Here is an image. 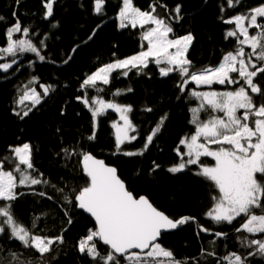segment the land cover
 Listing matches in <instances>:
<instances>
[{
  "label": "snow or ice",
  "instance_id": "1",
  "mask_svg": "<svg viewBox=\"0 0 264 264\" xmlns=\"http://www.w3.org/2000/svg\"><path fill=\"white\" fill-rule=\"evenodd\" d=\"M107 2L94 0L93 13L101 17L106 15ZM15 3L18 4L19 0H15ZM55 3L57 0H43L45 20L54 15ZM158 4L159 0H152L148 9L142 10L134 0H117L118 13L115 18L118 27L141 29L140 39L146 42V46L141 43V51L136 54L98 67L80 84L83 95L76 99L89 110L93 124L87 140L96 139L98 117L111 109L123 121L122 124H111L115 130L113 155H144L168 118L167 114L159 118L141 149L126 150L123 147L125 144H132L138 139L137 135L130 134L137 133V127L129 116L133 109L130 105L117 103L114 99L106 101L100 96L105 91L100 85H109L115 71L119 70V75L127 77L133 69L141 74L150 63H154L162 77L178 74L180 82L177 87L181 94L185 93L190 83L196 88L225 86L223 91L192 89L187 92L188 98L196 102V106L189 109V123L194 125L195 131L179 141L174 149L179 161L166 170L175 175L192 170L191 166L195 165L198 170L193 171V175L211 182L218 193L211 195V206L204 213L205 218L215 225H231L238 221L240 226L235 232L245 233L238 237V241L241 248L249 250L247 254L227 252L217 264H252L250 258H264V2L226 19L221 17L224 24L234 25L226 31L225 39L235 38L236 47L223 54L215 66L201 67H197L187 56L193 35L189 32L176 36L171 24V20L182 19L181 6L176 5L173 9L176 15L166 19L157 12ZM241 4L242 0H227L228 8ZM159 6L167 10L166 5ZM221 12H224V8H221ZM12 17L14 22L8 24L6 17L0 15V22L6 25L3 31L5 45L0 46V61H8L0 63V71L3 72H8L18 62L17 58L26 53L34 54L40 61L46 59L41 54L44 40L34 43L30 28L22 24L16 11H13ZM250 29L254 31L250 32ZM95 34L96 30H93L87 40H91ZM78 47L76 45L71 50L73 54ZM246 48L249 51H245ZM71 59L69 55L64 63ZM34 83L35 77L20 90L14 101V115L20 120L29 117L43 98L55 91L50 84H39L42 92H38L36 87H32ZM90 89L96 95H90ZM127 91L131 92L132 89L128 88ZM121 94L120 90L111 93L113 97ZM143 110L152 112L153 108ZM212 145L217 147L213 149ZM8 152L10 155L0 158V237L16 242L26 251L18 253L0 245V264H47L43 258L52 252L54 244L64 242L63 235L49 237L39 234L36 231L39 217L33 218L31 226L26 225L16 217L13 204L25 194L17 191L20 188L32 189L33 194L41 197L47 196L46 192L36 193L33 186L49 185V181L35 167L34 146L30 142L10 145ZM63 152L68 159L79 157V165L87 177L84 185L71 189L63 195V199L66 204L89 214L95 221V228L89 229L78 243L81 254L87 255L94 264H186L163 247L160 240L168 230L189 222L197 223L195 216L172 218L148 197L134 195L118 175L117 168L109 166L90 151L74 147L63 148ZM204 157H211L214 165L204 164ZM6 164L11 167H6ZM159 168L160 165L153 162L150 172ZM57 190L64 193L63 187ZM47 198L52 199L51 196ZM68 222L71 223V218ZM198 227L199 232L217 238L228 235L224 231L213 233L212 229L203 225ZM98 243L106 248L101 250ZM206 254L216 256L214 251ZM33 255L36 258H32Z\"/></svg>",
  "mask_w": 264,
  "mask_h": 264
},
{
  "label": "trees",
  "instance_id": "2",
  "mask_svg": "<svg viewBox=\"0 0 264 264\" xmlns=\"http://www.w3.org/2000/svg\"><path fill=\"white\" fill-rule=\"evenodd\" d=\"M150 2L152 0H134L142 10L148 9ZM261 2L264 0H242L241 5L228 8L227 0H159L157 12L166 19L174 17L173 9L180 5L182 19L171 20V24L176 36L189 32L193 35L188 58L197 67L215 66L223 54L236 47L235 38L225 39L226 31L234 25L224 24L221 17L226 19ZM93 3L94 0H57L53 5L54 15L45 20L43 0H19L18 4L15 0H0V15L11 24L14 22L12 13L16 11L22 24L30 28L33 42L38 44L41 39L44 40L41 54L46 57L45 61H40L35 55L26 53L11 70L0 71V158L10 155V145L30 142L34 146L35 167L49 181V185L33 187L36 193L46 192L45 197L33 194L29 188L18 189L25 194L13 204L16 217L28 226H31L33 218L39 217L36 221L39 234L49 237L63 235L64 242L54 244L52 252L43 258L47 264H94L87 255L79 252L77 246L88 230L95 228V224L80 209L66 204L63 199V195L73 188L79 189L87 180L79 165V157L68 159L63 152V148L79 147L115 166L134 195L148 197L170 217H196L197 223L189 222L161 237L162 246L171 250L177 259L186 264H217L227 252L247 254L249 250L241 248L238 241V237L245 233L235 232L240 226L238 221L231 225H215L205 218L204 213L211 206V195L218 193L211 182L193 175V171L198 170L196 166L175 175L166 170L179 161L174 151L179 141L195 131L194 125L189 123V109L195 107L196 102L188 98L187 92L200 88L190 83L185 93L181 94L177 87L180 82L178 74L162 77L154 63H150L141 74L133 69L127 77L116 71L109 85H100L105 89L100 96L106 101L114 99L117 103L130 105L133 109L129 116L137 127V133L132 135H137L138 139L132 144H125L123 147L126 150L141 149L159 118L164 114L168 118L144 155H113L115 130L111 124L119 121V115L114 111L98 117L96 139L87 140L93 124L89 110L76 99L83 95L80 84L98 67L132 56L141 51V43L145 44L140 39L141 29L118 27L115 18L117 0H108L103 17L93 13ZM161 4L166 5L167 10L160 7ZM221 8H224L223 13ZM53 24L57 26L52 27ZM5 27L0 22V46L5 45ZM93 30H96L95 36L87 40ZM86 40L87 43H84ZM76 45L79 47L73 54L71 50ZM246 51L249 49L246 48ZM69 55L72 59L64 63ZM33 77L36 83L32 87H36L38 92H42L39 84H50L55 91L44 97L29 117L20 120L14 115V101ZM128 88L132 91L128 92ZM212 88L225 90V86L221 85H213ZM116 90L122 94L113 97L111 93ZM89 94L96 95L91 89ZM147 107L153 108V111H144ZM180 147L184 151L183 146ZM153 162L160 168L150 172ZM61 187L64 188L63 194L57 190ZM198 225L212 229L213 233L224 231L228 235L217 238L199 232ZM0 245L18 253L26 251L4 237H0ZM97 246L101 250L106 248L99 243ZM213 251L215 257L206 254ZM250 259L252 264H264V258L259 256Z\"/></svg>",
  "mask_w": 264,
  "mask_h": 264
},
{
  "label": "rangeland",
  "instance_id": "3",
  "mask_svg": "<svg viewBox=\"0 0 264 264\" xmlns=\"http://www.w3.org/2000/svg\"><path fill=\"white\" fill-rule=\"evenodd\" d=\"M254 30H251L250 29V32H253ZM145 46H146V42H145ZM190 49V48H189ZM189 51V50H188ZM245 51H246V49H245ZM29 54H31V53H29ZM24 55V54H23ZM23 55H21V56H19L18 58H17V61L19 62L20 60H21V58L23 57ZM34 55V54H33ZM187 55H188V53H187ZM4 62H8L7 60H5V61H0V63H4ZM17 62V63H18ZM16 63V64H17ZM258 63V62H257ZM16 64H14L13 65V67L16 65ZM12 67V68H13ZM11 68V69H12ZM11 69H9V70H11ZM119 71V70H118ZM116 72V71H115ZM114 73V72H113ZM112 73V74H113ZM102 85V84H101ZM208 90H215V89H213V88H211V89H209V88H207V87H201L200 88V90H198V91H208ZM218 91V90H217ZM108 111H112L111 109H109V110H107V112ZM118 114V113H117ZM119 115V114H118ZM118 123H120V124H122L123 123V121H121L120 119H119V121H118ZM130 134H133V133H130ZM213 149H215L217 146H215V145H212L211 146ZM184 149V148H183ZM203 159V162H204V164H206V165H209V166H211V165H214V161L212 160V158L211 157H204V158H202ZM207 162H209V164L207 163ZM37 186V185H36ZM33 187H35V186H33ZM20 189H22V188H20ZM18 191V190H17Z\"/></svg>",
  "mask_w": 264,
  "mask_h": 264
},
{
  "label": "water",
  "instance_id": "4",
  "mask_svg": "<svg viewBox=\"0 0 264 264\" xmlns=\"http://www.w3.org/2000/svg\"><path fill=\"white\" fill-rule=\"evenodd\" d=\"M99 159H101V158H99ZM102 160H104V159H102ZM105 161V160H104ZM105 163H106V161H105ZM106 164H108V163H106ZM109 166H113V165H110V164H108ZM113 167H115V166H113ZM116 168V167H115ZM118 170V169H117ZM118 175H119V172H118ZM120 176V175H119ZM126 184V183H125ZM126 186H127V184H126ZM82 211V210H81ZM83 212V211H82ZM87 217H89L93 222H94V224H95V221H94V219L93 218H91L90 217V215L89 214H87V213H85V212H83ZM178 229H180V226L179 227H177L176 229H172V230H168V231H166V232H164L163 233V235L164 234H167V233H172V232H175V231H177ZM162 235V236H163Z\"/></svg>",
  "mask_w": 264,
  "mask_h": 264
}]
</instances>
